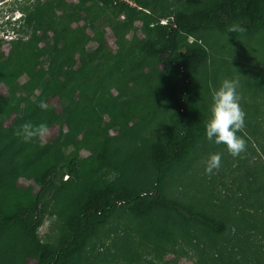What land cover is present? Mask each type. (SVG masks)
Returning a JSON list of instances; mask_svg holds the SVG:
<instances>
[{
	"label": "trees",
	"instance_id": "trees-1",
	"mask_svg": "<svg viewBox=\"0 0 264 264\" xmlns=\"http://www.w3.org/2000/svg\"><path fill=\"white\" fill-rule=\"evenodd\" d=\"M33 2L18 31L28 38L12 36L7 50L0 39V264H80L120 209L139 218L165 211L222 235L225 220L166 189L210 144L201 99L212 100L225 78L239 95L252 82L230 77L227 66L236 45L264 37V0ZM25 122L58 135L26 142L16 135ZM255 189L250 206L264 216V192ZM51 204L63 219L56 244L38 233Z\"/></svg>",
	"mask_w": 264,
	"mask_h": 264
},
{
	"label": "rangeland",
	"instance_id": "rangeland-1",
	"mask_svg": "<svg viewBox=\"0 0 264 264\" xmlns=\"http://www.w3.org/2000/svg\"><path fill=\"white\" fill-rule=\"evenodd\" d=\"M33 1L0 0V39H5V50L9 47L6 40L12 36L22 34L28 38V34L18 31L24 20L22 8ZM257 37L248 47L236 45L240 53L234 52L227 66L230 77L240 75L252 81L249 90L246 87L245 93L239 95L245 116L244 126L237 134L245 140V150L233 156L225 145L206 139L210 146L205 143L189 161L179 165L166 189L167 196L225 220V232L215 236L204 227L180 221L165 211L139 218L120 209L89 241L80 264H264V216L250 206L251 188L264 192V37L260 34ZM109 42L113 44L111 39ZM223 59L226 60L222 57L220 65ZM162 88L159 94L165 93L166 88ZM112 91L118 92L115 87ZM161 100L165 110L160 115L167 119L166 110L171 103L165 97ZM210 100V96L201 99L203 122L209 116ZM4 125H10V119ZM118 131L112 130L111 134L116 135ZM57 133L56 129L49 128L43 141L52 140ZM210 153L221 155V166L211 174L205 171ZM136 163L137 157L130 162ZM64 179L68 176L64 175ZM137 182L140 184L143 180ZM58 211V206L48 205L38 227L40 238L45 242L56 244L62 233L63 219Z\"/></svg>",
	"mask_w": 264,
	"mask_h": 264
},
{
	"label": "clouds",
	"instance_id": "clouds-1",
	"mask_svg": "<svg viewBox=\"0 0 264 264\" xmlns=\"http://www.w3.org/2000/svg\"><path fill=\"white\" fill-rule=\"evenodd\" d=\"M238 82L235 79L225 78L220 86L212 93V102L209 106V116L205 122V135L209 141L223 144L227 151L237 156L246 148L245 140L238 135V130L244 126V112L239 105ZM39 107L46 109L47 104L40 101ZM49 134L47 123H23L16 132L24 141L33 138L44 140ZM221 166V155L210 153L205 162V171L209 174Z\"/></svg>",
	"mask_w": 264,
	"mask_h": 264
},
{
	"label": "built area",
	"instance_id": "built-area-1",
	"mask_svg": "<svg viewBox=\"0 0 264 264\" xmlns=\"http://www.w3.org/2000/svg\"><path fill=\"white\" fill-rule=\"evenodd\" d=\"M161 22H162V23H166L167 20H166V19H162Z\"/></svg>",
	"mask_w": 264,
	"mask_h": 264
}]
</instances>
